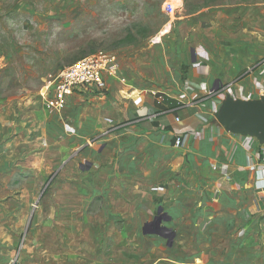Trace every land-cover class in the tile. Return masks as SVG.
Segmentation results:
<instances>
[{
  "label": "rangeland",
  "instance_id": "rangeland-1",
  "mask_svg": "<svg viewBox=\"0 0 264 264\" xmlns=\"http://www.w3.org/2000/svg\"><path fill=\"white\" fill-rule=\"evenodd\" d=\"M168 3L176 7L172 15ZM173 46L175 53L192 48L218 87L254 97L264 77V0H0V264H260L251 255L264 252L240 247L238 234L250 223L242 198L264 192V180L249 188L247 175L233 178L224 193L207 164L194 170L191 161L170 172L147 162L154 190L146 198L142 189L127 192L121 177L114 185H77L62 170L88 152L75 160L61 152L65 136L52 117L45 159L23 162L16 148L38 143L19 136L25 130L17 126L26 122L23 114L42 108L47 77L96 53L129 50L147 60ZM185 79L175 74L177 90L185 92ZM20 161L33 172L21 170ZM159 206L171 217L164 226L176 232L170 248L141 231ZM188 218L199 228L189 233L195 241L181 231ZM223 225L229 227L221 233Z\"/></svg>",
  "mask_w": 264,
  "mask_h": 264
},
{
  "label": "crops",
  "instance_id": "crops-1",
  "mask_svg": "<svg viewBox=\"0 0 264 264\" xmlns=\"http://www.w3.org/2000/svg\"><path fill=\"white\" fill-rule=\"evenodd\" d=\"M113 58L115 67L111 73L104 76L103 92L75 94L68 99L60 112L41 108L22 115L26 122L17 127L22 126L25 132H19L18 135L34 138L38 142L35 147L32 142L27 141L25 150L21 149L22 145H16L18 152L22 153L23 162H27L34 155L44 159L49 155L45 144H49L46 132L52 117L54 121L58 120L56 124L60 133L63 132L65 136L58 142L61 152L64 150L66 154H74V160L81 153L88 152L83 161H74L75 168L70 160L62 170V178L73 179L77 181V185L86 183L87 180L95 181L99 185H114L115 179L121 177L127 192L142 189L143 197L146 198L149 191L154 190L150 187V178L147 181V176L150 175L145 168L147 162L157 166L160 171L165 168L174 172L181 165H189L191 161L194 170L197 169V163L207 164L215 175L219 176V188L222 187L224 193H228V189L224 188L223 183H228L233 178L242 179L245 175L248 177L246 183L249 184H246V187L257 185L256 168H253V153L257 145L255 142L249 145L247 137L227 133L217 124L214 115L222 98L215 95V91H210L218 80H209L207 70L196 62L198 59L194 56L192 48L189 53H175L174 46L173 49L163 48V51L152 53L147 60L145 54L140 56L135 55L134 51L124 50L118 51V55L115 54ZM180 72L186 73V79L181 83L185 92L177 90V85H174V76ZM261 80L264 83V77ZM207 93L210 94L206 95ZM238 93L239 91L237 95ZM237 95L235 91L234 98L247 97L244 94ZM163 97L169 102L165 101L164 104ZM174 102L180 106L174 108ZM52 123L54 124L53 121ZM125 123L129 125L128 129L108 132L110 127ZM183 133L190 135V141L185 149L180 152L177 150L174 155L175 149L171 146L173 139ZM22 161L16 165H20L21 170L33 172L32 169L24 167L26 164ZM141 166L144 167L143 172L137 171ZM242 200L247 206L242 209L248 210L250 223L245 221V225L241 226L238 234L241 238L240 247L251 246L262 253L264 192L248 193ZM227 227L229 226L220 227V232ZM195 229L199 231L194 221L188 218L181 231L195 241L196 238L189 234ZM245 231L250 232V235L247 236ZM257 231L255 236L254 232ZM174 233L176 236L175 231ZM220 240L226 248L228 238L223 236ZM259 257L251 255L255 261L264 264V255ZM246 260L248 259L241 257V263ZM250 263H253L252 259Z\"/></svg>",
  "mask_w": 264,
  "mask_h": 264
},
{
  "label": "built area",
  "instance_id": "built-area-1",
  "mask_svg": "<svg viewBox=\"0 0 264 264\" xmlns=\"http://www.w3.org/2000/svg\"><path fill=\"white\" fill-rule=\"evenodd\" d=\"M173 3L167 4V12L172 15L175 11ZM115 63L112 56L105 53H96L86 56L72 65L68 66L56 76H49L43 82L42 89L39 92L42 108L48 111L60 112L67 104L68 99L75 94H93L101 93L105 89L104 76L114 70ZM257 90L254 99L264 96V83L262 82ZM215 95L222 98L226 95L234 97V93L229 86L218 87ZM249 96L246 97L248 99ZM179 119H176L178 121ZM129 125H114L108 132H118L128 129ZM248 144L255 142L256 151L253 153L255 177L258 178L257 184L264 180V144L259 145L254 138L247 137ZM165 139H163L164 141ZM190 141V135L183 133L174 137L172 147L175 150L185 149ZM261 177V180L259 178ZM258 186V185H257ZM260 187V186H258ZM264 187V186H261Z\"/></svg>",
  "mask_w": 264,
  "mask_h": 264
},
{
  "label": "water",
  "instance_id": "water-1",
  "mask_svg": "<svg viewBox=\"0 0 264 264\" xmlns=\"http://www.w3.org/2000/svg\"><path fill=\"white\" fill-rule=\"evenodd\" d=\"M218 81L210 91H217ZM214 119L225 132L236 136L254 138L259 145L264 144V96L257 99H237L226 95L220 104ZM171 218L160 206L151 222L145 223L141 229L143 235H155L166 240L170 248L175 236L172 229L164 226Z\"/></svg>",
  "mask_w": 264,
  "mask_h": 264
},
{
  "label": "trees",
  "instance_id": "trees-1",
  "mask_svg": "<svg viewBox=\"0 0 264 264\" xmlns=\"http://www.w3.org/2000/svg\"><path fill=\"white\" fill-rule=\"evenodd\" d=\"M168 99H166L165 97H163V101H164V104L166 103V102H169V100L167 101ZM166 101V102H165ZM171 102V101H170ZM172 103V102H171ZM180 106V104H176V102H174V104H173V107L175 108V107H179ZM163 110H166L165 108H163Z\"/></svg>",
  "mask_w": 264,
  "mask_h": 264
}]
</instances>
